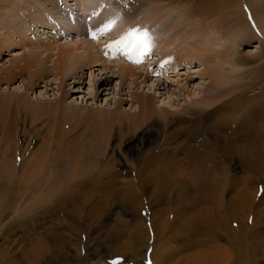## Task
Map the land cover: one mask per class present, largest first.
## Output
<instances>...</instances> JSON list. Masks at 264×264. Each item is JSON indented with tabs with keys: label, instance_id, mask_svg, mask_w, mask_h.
I'll return each instance as SVG.
<instances>
[{
	"label": "rangeland",
	"instance_id": "374dc122",
	"mask_svg": "<svg viewBox=\"0 0 264 264\" xmlns=\"http://www.w3.org/2000/svg\"><path fill=\"white\" fill-rule=\"evenodd\" d=\"M196 2V0H180L179 3L172 1L171 10L164 8L166 2L146 6L135 21L125 25V32L135 28L142 30L140 28L142 21L147 22L146 26H148H145L144 30L149 31L151 27L158 29V25L154 24L155 19H151L156 6H161L164 15H167L160 21L164 23V26L170 23L171 18L180 22L187 21L192 36L195 29H199L202 35L206 26L214 27V35L209 37L208 53L220 51L218 57L223 60L222 62L245 63L235 73H229L230 66L222 63L221 67L226 72L218 77L217 86L229 87L231 91L222 94L217 103L239 96L250 101V106H255L258 104L255 102L261 97V89H264L260 85L264 80V21L258 15L257 21L262 26L259 28L252 18L250 11L255 1H251V5L243 2L244 14L249 15L252 25L248 30L249 34L243 35L237 32L243 27L242 20L245 17L242 15L243 7L238 9L236 4L237 2L239 4L238 0H231L227 6L221 5L211 15L200 19L199 23L195 22L197 19L193 16V12L202 11L199 6H196ZM5 25L3 24V27ZM3 27L1 25L0 35L3 34ZM29 36L35 40L38 37L41 39L45 37L42 34H35V29ZM46 37L49 39L55 36L53 32L48 31ZM71 37L74 38L70 34L67 41L62 37L58 38L57 45H62L66 41L67 46L65 45L64 48H73L71 43L75 38L71 39ZM193 37L197 39L196 35ZM90 41L92 42V39ZM103 48L102 52H99L101 56H112L109 48ZM5 49L1 48L0 52V124L5 125L8 122L10 128L8 131L0 128V163H5L14 170L15 181L22 176L25 177L23 179L30 178L38 169V172L41 170L50 174V185L59 187L49 196L47 204L44 205L47 206L46 208L37 206L33 208L32 213L24 211L31 200L29 199L31 196L28 197L31 189L22 196L15 191L10 197L6 196L11 198L9 212L12 211V213L9 215V224L1 230L0 246L15 258L12 264L14 261L18 264H39L41 260L43 263L49 262L48 264H113V262L117 264H212L208 262L204 254L216 244L224 249L228 264H264V171L252 173L244 168L242 157H250V153L247 150L249 146L241 143L249 134L259 139L264 138V112L259 113L260 115H252V112L245 109L243 111V107H239L240 109L234 113L238 122L237 119L231 118L230 111L226 108L220 111H211L213 106L207 108L205 103L208 99L191 104L194 99L201 98L202 91L212 84L211 80L203 74L199 62L187 64L181 61L182 69L164 74L161 72L164 67H158L155 64L157 56L152 53L145 58L151 67L149 71L152 75H148L144 82L142 79L137 80L136 87L133 78L128 77L124 80L119 78L118 66L129 65L136 73L143 72L146 67L143 64L136 65L126 56L118 54L116 58H108V70L102 71V66L91 70L88 67L83 68V79L79 85L74 86L68 75L63 88L65 91L60 94L58 80L50 72L43 81L36 82L33 87L28 84L27 72L7 80L9 73L8 71L3 73V70L1 72V68L9 67V62L14 59L21 64L30 55L25 48H13L12 52H7ZM50 54L53 57L46 64L48 69L55 62L56 51ZM45 55L43 53L40 57L42 62ZM20 56L22 58L19 59ZM164 61L165 58L163 64H165ZM213 61H215L214 58ZM103 74H106L109 82L100 85L98 82ZM156 84L158 86L155 89ZM132 92L147 93L153 97L150 101L155 107L168 110L169 114L165 121L167 126L159 125L158 127L154 122L157 119L153 117L144 122L139 129L129 130L126 126L120 128L112 111L118 107L122 112V123L133 122L132 118L127 119V115L136 114L138 111L137 104L131 96ZM117 100L121 101L120 105H116ZM212 102L216 103V101ZM203 111H209L206 116L208 118L203 120L201 125H195L194 130L203 127L206 131L193 132L192 135L187 133L188 119L200 117ZM155 126L159 128L158 131ZM107 134H109V140L105 142ZM152 135H155V141L150 145L147 139ZM140 138L144 147H139ZM222 141L232 144L228 149L235 154V157L225 154L214 164L210 154L217 151L215 145L223 149L227 148ZM102 143H105L104 147ZM195 157H198L199 163L203 166L212 164L215 168L223 166L227 171V182L232 183V186L240 190L239 194L245 195L247 199L251 196L249 194L253 196L249 200L247 210L241 209L242 199H240V205L237 204L233 209L224 211L222 220L225 221V226L224 229L215 230L214 243L208 236L202 234L201 237H190L191 239L177 237L162 244L157 252L162 254L167 252L173 256H170L172 258L167 259L166 262L158 256L153 260L144 258L145 248L143 250L141 248L139 254H133L130 251L122 254L116 252L120 246L128 243L126 241L128 237L125 235V237L121 236L122 238L116 236L120 230L128 228L131 234L130 239L142 236L141 240H147L148 235L145 229L150 222L149 214L159 210L161 208L159 206H163L159 205L162 204L159 196L141 194L142 201L147 202V205L144 204V207L140 208L141 211L139 209L133 212L128 210L121 200L110 199L103 203L101 199L96 198L95 187L91 184L71 192L76 181L70 183L65 181L73 169L76 176L81 177L82 173L86 172L94 176L99 167L105 166V169L113 174L114 185H110V188L120 189L121 182L134 181V187L139 192L141 189L139 179L142 178L140 175L148 176L147 178L155 175L150 171L157 169V166L169 165L172 168L170 174H180L181 171L185 173L186 170L187 173L196 174L197 172L193 171V166L197 165L193 161ZM187 173L186 175H190ZM16 183L15 186H17ZM244 185L248 190L246 193L244 190L242 192ZM130 188L133 189V186ZM175 194H178L176 188L173 190V195ZM230 196L231 194L226 193L224 202H228ZM166 207L168 208V205ZM76 209L78 213L75 220L79 228L72 229L69 224L72 221L70 213ZM141 216L146 219V223L143 221V225L137 227L135 222ZM9 227L13 229L8 230ZM239 227L249 231L251 235V238L246 239L247 246L242 244L243 255H247L249 263H246L245 256H240L236 252L237 249L234 250L229 246L230 239L225 228L232 229L234 232ZM241 231V229L238 231V235L243 234ZM38 245L47 246L48 252L44 257L36 259L32 257V253ZM149 246L151 247V243ZM209 259L214 260L211 257Z\"/></svg>",
	"mask_w": 264,
	"mask_h": 264
},
{
	"label": "bare ground",
	"instance_id": "6f19581e",
	"mask_svg": "<svg viewBox=\"0 0 264 264\" xmlns=\"http://www.w3.org/2000/svg\"><path fill=\"white\" fill-rule=\"evenodd\" d=\"M172 1L174 3L180 2V0H0V27L1 25L3 27V24H6L5 27H3V34L0 35V52L1 48H6L5 50H7V52H12L13 48L15 49L17 47H20L27 49L30 55L27 60L23 59L24 61H22L21 64L19 61H17V59L10 61L9 67L5 69L1 68V72L2 70L3 73L8 71L9 77L7 80H11L15 78V76H20L24 72H27L28 84L32 87L36 82L43 81L45 76L50 72L53 77L57 78V85L61 92L60 94H63V92L65 91L63 89L65 87L64 83L67 76L70 75L69 79H72V83L74 84V86L76 84L79 85L83 79V68L85 67H88L91 70L95 69L96 67L102 66V71L108 70V58H116L118 54L126 56L127 59H129L132 63H135V55L132 53V50L130 48L125 49L123 48V46L111 45H113L114 41L118 40L126 33L125 25L135 21L137 16L144 11V8L146 6L153 4L158 5L159 3L166 2L167 4L164 8L171 10ZM196 1V6H199L202 11L200 13V10L198 12H193V16L197 19L195 20V22L199 23L200 19H202L203 17H207L206 15H211L216 9L218 10L221 5H229L231 0ZM238 1L239 4L238 2L236 3L239 7L238 9H241V7H243V2H247L250 4L251 1H255L254 4L251 3V7L253 10L251 9L250 13L252 15V18L257 22L256 25L261 28L262 26L259 25L260 23H258L259 21H257V19H259L260 16V18L264 21V0ZM70 3L73 4L71 5ZM162 9L163 8L161 6H156V8H154L153 10L154 13L152 12L153 16L151 18L152 20L155 19L154 24H157L159 28L157 29L151 27L149 31L146 30L152 37L153 46L151 54L154 53L157 56L155 64L158 67L161 66V64L163 63V59L165 58V61L167 63L163 64L164 70H162L161 72L167 74L168 72H177V70L182 69L181 61L187 64L199 62V64L202 66L203 74L212 82V84L208 86L205 91H202L203 96L197 100L194 99L193 103L191 104H197L202 100L208 99V101H206L205 103V106L207 108L213 106L211 108V111H220L223 108H226L230 111L231 118H235L237 120L238 118L235 117L234 113L240 109L239 107H243V111L245 109L246 111L252 112V115H260L259 113L261 112V114H263L264 89L262 87H264V80L262 81V83H260V85L262 86V94L261 97H259V102H255L258 104H253L255 106H250V101L242 99L239 96H234L228 98L223 102L217 103L222 94L224 95L225 93L231 91L229 87L226 88L217 86L218 77L226 72L221 67L222 63L228 64L230 66L229 73H235L239 71L240 68L245 65V63L242 64L240 61L222 62L223 60L218 57L220 51H218L217 53L213 52V54L208 53L207 46L209 44V37L211 35H214V27L212 28L211 26H206L205 30H202V35L200 34L199 29H195L192 33L193 36L196 35L197 39H195V37L190 34L187 21L180 22L175 21L173 18H171L170 23L164 26V23L160 21L162 18L167 17V15H164ZM244 10L245 8L243 7L242 15H245ZM257 12H262L263 14H258ZM161 14H163L162 17H160ZM248 16L245 15L244 20H242L243 27L238 29L237 31L239 35L249 34L248 30L252 27V25L249 21L250 17L248 18ZM109 21H115L114 27L109 32H107V34L101 35L100 29H102L103 26ZM146 24L147 22L142 21V23L140 24V28L144 30ZM34 29L35 34L45 35V37L42 38L43 40L41 39V37H38L37 40L30 38L29 35L33 33ZM48 31L53 32V35L55 37H48L49 39H47L46 35L48 34ZM70 34L75 38V40L71 43L73 45V48H64L65 45L67 46L65 42L68 40L67 38ZM93 34L97 36V39H92ZM60 37L64 38L66 41H63L64 44L62 45H57V42H59L58 38ZM74 38L71 37V39ZM91 39L92 42L90 41ZM213 45L215 46L216 44ZM102 46L105 48H109L112 51V56H101L99 52H102V50L104 49ZM52 51H56V58L53 65L48 69L46 67V64L49 62L50 58L53 57L50 54L52 53ZM43 53L46 54L43 58L44 62H42L40 58ZM177 57H179V59ZM20 58L22 57L20 56L19 59ZM145 58L142 63H139L143 64L146 67V69L141 73H136L134 68L129 65H119L117 70L119 78L124 80L128 77H131L133 78V83L135 85L137 84V80L139 79H142L143 82L147 80L148 75H152V72L150 73L151 67L149 66V64H147V60ZM213 58L215 61H213ZM12 62L14 63V65ZM135 64L139 65L137 63ZM146 70H148V72ZM161 72L160 74H162ZM105 75L106 74H103L101 76V79L98 82L100 85L103 83L107 84L109 82L108 77ZM157 86L158 84L155 85V89L157 88ZM131 96L137 104L138 111L136 114L127 115V119L132 118L137 122L134 123V121H126V123H122V112L118 109V107H115L112 111V114L114 118L117 119L116 123H118L120 128L122 126H126V128L129 130H133L135 128L139 129L144 122L153 117L157 119L154 122L158 127L159 125L167 126V123L165 121L167 115L169 114V111L164 108L155 107L150 101V98H152L153 100L152 96L147 93L137 94L133 92L131 93ZM212 101H216V103ZM120 103V100L116 101V105H120ZM173 104L174 102L170 106L171 109L173 108ZM190 110L192 111V109ZM208 112L209 111H203L200 117L191 119L189 118L187 133H191L192 135L193 132H205L206 130L203 127H201V129L197 128V130L195 128L194 130V126L201 125V122L208 118L206 117L209 114ZM224 125L226 124L224 123ZM0 128L4 131H8L10 127L8 122H6L5 125L0 124ZM155 128L157 131L159 130V128H157L156 126ZM190 129H193L194 131ZM154 136L155 135H152L147 139L148 144L151 145L155 141ZM263 139L264 138L259 139L249 134L244 138V141L241 142L244 145L249 146V149L247 150L250 153V157H242V162L244 163V168L251 171L252 173L260 170L264 171ZM108 140L109 134L106 135L104 141L107 142ZM168 140H170V138H168ZM141 141L142 138H140L138 141L139 147H144ZM223 143L227 145L225 146L227 147L226 149H223L219 145H215L214 147L217 148V151L210 154V157H212L214 164L219 159L224 157L225 154L230 155V157H235V154H232L228 149L232 144L226 142ZM102 145L104 147L105 143H102ZM193 161H195V164H197L196 166H193V171L197 172L196 174L194 173L195 176L193 173H187V170L185 168V173H182L181 171L180 174H170L172 168H170L169 165L166 164L160 167L157 166V169H154L155 171H150L151 173L155 174L153 176L150 174L152 179H149L151 177L147 178L148 176L145 177L140 175V177H142L140 178L141 180L139 179L141 185L139 186L141 188L139 191L140 193L137 191V188L134 187V181H124L123 183L121 182L120 189L110 188V185H114V182H112L113 174L108 169H105V166L102 168L99 167L100 169L97 170V174H95L94 176H91L90 172L82 173L83 176L81 177L76 176L73 169V171L70 173V175L67 176V179L65 181L67 183L76 181V184L72 186L73 190H71V192L80 187L91 184L93 185V187H95L94 192H96L97 195L100 194L98 197L95 194L97 199H101L103 203L110 199H114L115 201L121 200L125 203L126 208L133 212L138 211L144 204L147 205V202L142 201L143 197L141 196V194H153L151 196H159L162 201V204L159 205L163 206L158 205L161 208L149 214L150 218L148 220L150 222L145 229L146 234L148 235L147 240H141L140 238H142V236L140 237V235L138 236L140 238H137L136 236L132 237L133 239H130L131 234L129 233V230H127L128 228H126L125 230L123 229L124 231L120 230L116 234V236L120 238L125 236L128 237L126 239L128 243L126 242L125 244L120 246V248H118V251L116 252H118V254H122L130 251L133 254H139L140 249L142 248L143 250V248H145L143 254L144 258L153 260L154 258H156V256H158V258L166 262L167 259L172 258L173 256L172 254H167V252L163 254L161 252H157L162 244L164 245L169 240L176 239L177 237H182L184 239L190 237L197 238L201 237L202 234L204 236H208L214 243L216 239L215 230L217 228L224 229L225 226V221L222 220L224 211L226 209H233L237 204L240 205V199H242V206H240L241 209H243V211L247 210L250 203L249 200H251V197L253 196V194H249L251 195L249 197L250 199H247L245 195H240V190H237L235 186H232V183L229 184L227 182V171L223 166L215 168L212 163L211 164L213 166H203L199 163L198 157H195ZM201 169L203 170L201 171ZM38 171L39 170L37 169V172L33 174L30 173L32 175L28 179H23L24 176H22L21 179L15 181L14 170H12L11 167H8V165L6 166L5 163H0V234H2V228L6 224H9V215L12 213V211L9 212L11 198H8L6 196L10 197L13 191L19 194V196H22L23 194L25 195V193L29 189H31L28 195V197L31 196L29 198L31 200L30 203L27 204L24 211L32 213L37 206L46 208L47 206L45 207L44 205L48 201L49 196L59 189L58 185L49 184V180L51 179L49 173L41 170L40 172ZM186 173L190 175H186ZM15 183L17 184V186H15ZM131 186H133V189L130 188ZM175 188L178 190V194H175L176 196L173 195V190H175ZM243 190L245 193L246 191H248L247 188H245V185L242 189V192ZM90 193L92 192L90 191ZM226 193L231 194L229 198L230 200H228V202H224L223 200ZM236 201H238V203ZM166 205H168V208L166 207ZM77 213V209L71 211L70 213L72 216V221L69 222V224L72 229L79 228V224L75 220V217H77ZM143 221L144 223H146V219L142 218L141 216L135 222L136 226H142ZM13 227H9L8 230L13 229ZM240 229L243 231V234L238 235V231ZM225 230L228 233L230 239L228 241L229 246L234 250L237 249L236 252L239 253L240 256H245L246 263H249L250 261L247 255H243L242 251V244L247 246V243H245L246 239L248 237L251 238L249 231H246L241 227H239L238 230L234 232L232 229L229 230V228H225ZM56 236L57 235H55V237ZM149 243H151V247L149 246ZM217 245L218 244H216V246L212 245V248L208 249V251H205L206 254H204V257L207 256L208 262L212 264H228L224 249H222L221 246ZM47 252V246L38 245V247L33 250L32 257L39 259L42 256L44 257ZM209 257L213 258L214 260L210 261ZM13 260H15V258L10 256L9 252H7L6 249H3L2 246H0V264H12ZM206 261L207 260H205V262ZM48 263L49 262L43 263L42 260L39 262V264ZM14 264H18V262L14 261Z\"/></svg>",
	"mask_w": 264,
	"mask_h": 264
},
{
	"label": "snow or ice",
	"instance_id": "6c2138e0",
	"mask_svg": "<svg viewBox=\"0 0 264 264\" xmlns=\"http://www.w3.org/2000/svg\"><path fill=\"white\" fill-rule=\"evenodd\" d=\"M115 25V21H109L102 29H100L101 35L107 34ZM92 39H97L95 34L92 35ZM111 46H123V48L132 50L135 55L134 62L142 63L144 58L150 56L152 51V37L146 30L130 29L122 37L113 42ZM131 58V57H130ZM164 63H167L166 61ZM163 63L161 67H163ZM117 264V262H113Z\"/></svg>",
	"mask_w": 264,
	"mask_h": 264
}]
</instances>
